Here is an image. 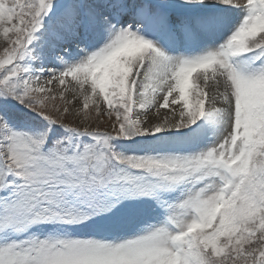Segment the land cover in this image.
<instances>
[{"label": "snow or ice", "instance_id": "obj_1", "mask_svg": "<svg viewBox=\"0 0 264 264\" xmlns=\"http://www.w3.org/2000/svg\"><path fill=\"white\" fill-rule=\"evenodd\" d=\"M0 264H264V0H0Z\"/></svg>", "mask_w": 264, "mask_h": 264}]
</instances>
